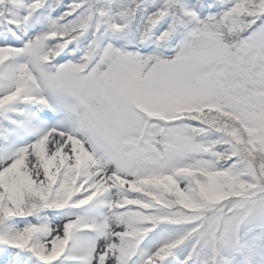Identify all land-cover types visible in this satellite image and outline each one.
I'll return each mask as SVG.
<instances>
[{
    "label": "snow or ice",
    "instance_id": "6c2138e0",
    "mask_svg": "<svg viewBox=\"0 0 264 264\" xmlns=\"http://www.w3.org/2000/svg\"><path fill=\"white\" fill-rule=\"evenodd\" d=\"M0 264H264V0H0Z\"/></svg>",
    "mask_w": 264,
    "mask_h": 264
}]
</instances>
